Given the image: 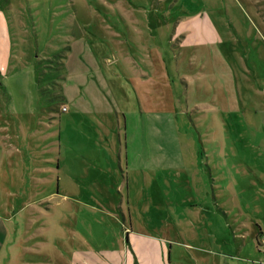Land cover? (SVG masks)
I'll use <instances>...</instances> for the list:
<instances>
[{
    "label": "rangeland",
    "instance_id": "1",
    "mask_svg": "<svg viewBox=\"0 0 264 264\" xmlns=\"http://www.w3.org/2000/svg\"><path fill=\"white\" fill-rule=\"evenodd\" d=\"M137 136L187 170L127 184ZM59 187L62 241L131 220L139 264H264V0H0V202L52 213L40 254Z\"/></svg>",
    "mask_w": 264,
    "mask_h": 264
},
{
    "label": "crops",
    "instance_id": "2",
    "mask_svg": "<svg viewBox=\"0 0 264 264\" xmlns=\"http://www.w3.org/2000/svg\"><path fill=\"white\" fill-rule=\"evenodd\" d=\"M126 126H128L127 122ZM136 141L137 143H124L126 162L124 178L127 180V184L132 177L136 179L140 175H144V177L150 175L154 178L157 172L165 173L172 169H179L181 172L187 170V159L181 153L180 143H176L178 154L170 155L169 151L166 150L169 148L165 143H138V136ZM166 153L168 154L166 155ZM58 168H60V162ZM57 192L66 198L63 200H70V202L66 211L60 212L58 216L57 225H54L53 228L56 236L53 241L49 242L51 245L48 246L46 255L38 252L48 241L44 237V232L51 228L50 224L44 221V216L52 213L45 212L42 207L34 203L6 205L0 202V248L10 237V232L19 237L21 242L17 264H139L141 252L146 257L155 256L156 252L153 245L149 242L146 244L143 242L140 245L138 240L132 237L134 233L138 232L133 228L131 220L130 227L123 225L126 240L121 239L108 243L107 239L102 241L98 238L94 240L85 237L77 238L69 234L68 238L62 241L59 237L60 230L65 226L75 228L79 218H75V210L73 209L75 206L71 203L72 200L77 201L75 199L76 194L62 190L60 187ZM79 201L81 200L79 199ZM57 204L56 206L61 205L60 202ZM97 210H100L102 214L114 216L115 219L118 216L117 220H119V214L110 213L101 208H97ZM122 216L124 218L123 211ZM10 260L9 253L4 251L0 257V264H8Z\"/></svg>",
    "mask_w": 264,
    "mask_h": 264
}]
</instances>
